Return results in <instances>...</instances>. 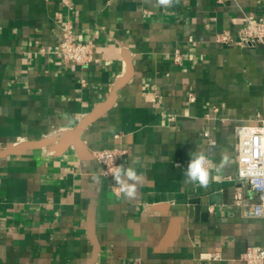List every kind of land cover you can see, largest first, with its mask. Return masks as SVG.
<instances>
[{
	"label": "crops",
	"instance_id": "0c3cea01",
	"mask_svg": "<svg viewBox=\"0 0 264 264\" xmlns=\"http://www.w3.org/2000/svg\"><path fill=\"white\" fill-rule=\"evenodd\" d=\"M70 4L0 0V264H245L247 247L264 248V216L233 203L249 194L235 180L234 128L264 120V44L215 35L236 40L264 0ZM68 20L92 46L84 68L58 54ZM129 71L114 104L60 147ZM111 149L143 175L135 199L117 196L92 156ZM198 151L207 187L185 183Z\"/></svg>",
	"mask_w": 264,
	"mask_h": 264
},
{
	"label": "built area",
	"instance_id": "2783aa9c",
	"mask_svg": "<svg viewBox=\"0 0 264 264\" xmlns=\"http://www.w3.org/2000/svg\"><path fill=\"white\" fill-rule=\"evenodd\" d=\"M225 0H216L222 3ZM64 5L71 7L70 0H63ZM215 41L221 44H231L242 47H255L264 44V15L254 12L246 13L243 23L237 32V39L228 31L215 35ZM58 54L62 61L79 68H84L94 62L93 49L88 43L78 41L71 22L65 21L61 26V38L57 45ZM179 56L175 55V61ZM85 85V81H81ZM193 101V97H189ZM208 137L207 132L204 133ZM235 137V180L248 187L249 194L246 195L237 189L233 195V203L239 207L245 218H259L264 216V120H258L252 125H238L234 128ZM93 158L100 166L101 174L114 179V171L121 167L125 160L126 151L122 149H111L95 151ZM209 162V171H210ZM201 259L217 260V252L201 254ZM245 264H264V248L259 246L247 247L240 257Z\"/></svg>",
	"mask_w": 264,
	"mask_h": 264
},
{
	"label": "clouds",
	"instance_id": "9594fccd",
	"mask_svg": "<svg viewBox=\"0 0 264 264\" xmlns=\"http://www.w3.org/2000/svg\"><path fill=\"white\" fill-rule=\"evenodd\" d=\"M178 2V0H177ZM160 5L170 7L174 3V0H158ZM135 163V161H133ZM224 161H221L222 166ZM114 179L119 185L114 189L117 196L121 193L124 194L127 199H135L137 185L142 183L143 175L137 174L136 170L132 167L127 169L117 167L114 171ZM185 183H199L203 187H207L209 183V159L206 153L203 151L194 152L191 154V159L187 165V170L184 172ZM94 179L98 182L99 177L94 176Z\"/></svg>",
	"mask_w": 264,
	"mask_h": 264
},
{
	"label": "water",
	"instance_id": "95a60500",
	"mask_svg": "<svg viewBox=\"0 0 264 264\" xmlns=\"http://www.w3.org/2000/svg\"><path fill=\"white\" fill-rule=\"evenodd\" d=\"M130 78V71L127 73L126 77L117 83L106 100L102 103H100L95 111H93L90 115H88L86 118H84L64 139L63 143L60 145V147L65 148L68 145H70L73 141H75L78 136L81 134V132L94 120L99 118L104 112H106L115 102L116 100V94L119 88L126 83V81ZM200 209V208H199Z\"/></svg>",
	"mask_w": 264,
	"mask_h": 264
}]
</instances>
